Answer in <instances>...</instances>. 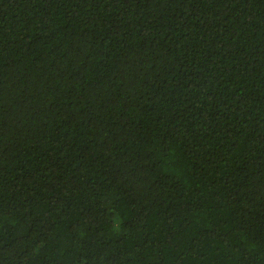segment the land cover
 <instances>
[{
    "label": "trees",
    "instance_id": "trees-1",
    "mask_svg": "<svg viewBox=\"0 0 264 264\" xmlns=\"http://www.w3.org/2000/svg\"><path fill=\"white\" fill-rule=\"evenodd\" d=\"M0 264H264V0H0Z\"/></svg>",
    "mask_w": 264,
    "mask_h": 264
}]
</instances>
